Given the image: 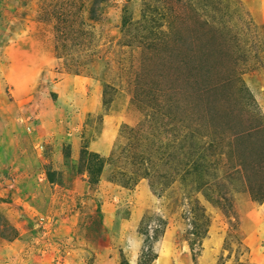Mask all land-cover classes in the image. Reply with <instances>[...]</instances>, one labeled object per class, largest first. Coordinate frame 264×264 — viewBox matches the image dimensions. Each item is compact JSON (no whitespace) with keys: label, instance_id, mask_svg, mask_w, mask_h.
I'll use <instances>...</instances> for the list:
<instances>
[{"label":"rangeland","instance_id":"1","mask_svg":"<svg viewBox=\"0 0 264 264\" xmlns=\"http://www.w3.org/2000/svg\"><path fill=\"white\" fill-rule=\"evenodd\" d=\"M0 264H264V0H0Z\"/></svg>","mask_w":264,"mask_h":264}]
</instances>
